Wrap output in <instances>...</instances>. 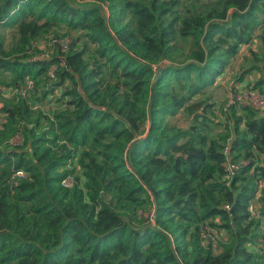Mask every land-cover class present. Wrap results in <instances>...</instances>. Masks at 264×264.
Wrapping results in <instances>:
<instances>
[{"label": "trees", "instance_id": "obj_1", "mask_svg": "<svg viewBox=\"0 0 264 264\" xmlns=\"http://www.w3.org/2000/svg\"><path fill=\"white\" fill-rule=\"evenodd\" d=\"M31 18L71 40L0 55L3 85L31 78L38 102L0 98V264H261L264 115L233 104L217 122L205 95L264 46V0H0L1 25Z\"/></svg>", "mask_w": 264, "mask_h": 264}, {"label": "rangeland", "instance_id": "obj_2", "mask_svg": "<svg viewBox=\"0 0 264 264\" xmlns=\"http://www.w3.org/2000/svg\"><path fill=\"white\" fill-rule=\"evenodd\" d=\"M23 30L30 35V40L26 43L28 49H25V53L20 45L23 42L20 31ZM55 33L60 35L68 34L70 30L59 23H48L45 20L35 18L27 19L22 23L0 24V55L13 58L25 54L32 57V59L46 58L55 51L53 47V41L57 36ZM263 60L264 46L260 41L255 40L252 44L242 45L237 55L231 61L230 66L217 78L216 85L206 92L205 96H207L209 103L213 105L212 110H215L217 114V118L215 119L217 122H224L225 120V115L222 113H227L230 108V105H228L230 94L240 89H252L256 81L261 78V73L256 68L261 66ZM238 85L241 86L239 87L240 89L237 88ZM11 88L5 87L0 81V98L7 99L8 96H11ZM257 90L264 91L262 87H258ZM59 94L60 90L56 91L52 100L43 103L42 106L39 105V107L50 113L55 106V97ZM30 100L37 105L38 102L34 100L33 95L30 96ZM236 107L238 110L240 109L238 106ZM240 113L242 111L239 110L237 114ZM258 114L264 115V109L259 111ZM183 117L184 115H180L171 121L180 123ZM2 118V114L0 113V121ZM218 124L221 125L215 126L213 128L214 131L220 130L223 127L222 123ZM254 206L252 205L251 207L253 208ZM261 227L262 232H264V225ZM223 236L224 232L219 231V238Z\"/></svg>", "mask_w": 264, "mask_h": 264}, {"label": "built area", "instance_id": "obj_3", "mask_svg": "<svg viewBox=\"0 0 264 264\" xmlns=\"http://www.w3.org/2000/svg\"><path fill=\"white\" fill-rule=\"evenodd\" d=\"M70 37L65 35L59 38H56L53 42L58 45L61 51H66L68 44L70 42ZM47 58V57H46ZM55 69V66L51 67L50 74L53 75V71ZM34 90V80L31 78H26L19 86L15 88H11L10 95L15 96L17 98L25 99L31 95V93ZM236 105L239 108H251L256 111H261L264 109V94L256 89H240L235 92H232L230 94L228 105ZM34 108L36 105L33 106ZM226 109V108H225ZM9 144L15 146L20 144L21 142V135L19 133H16L14 136H12L8 140ZM227 148L224 149L225 152H227ZM227 171L229 173L228 177L230 175H233L234 172L238 168V164L229 162L226 164ZM19 176L23 175L22 171H17L16 173ZM75 174H69L65 176L61 180V184L65 187H71L75 183ZM226 209H229V205L224 206ZM218 235V232L211 228L207 230L202 235V243H210L211 245L215 246L216 243V236ZM261 264H264V244H263V250H262V259Z\"/></svg>", "mask_w": 264, "mask_h": 264}, {"label": "crops", "instance_id": "obj_4", "mask_svg": "<svg viewBox=\"0 0 264 264\" xmlns=\"http://www.w3.org/2000/svg\"><path fill=\"white\" fill-rule=\"evenodd\" d=\"M244 83H246V82H244ZM239 84H241V83H239ZM239 87H241V86H237V88H239ZM240 89V88H239ZM252 205H255L253 208L251 207V209H252V213L254 214L255 212H256V209H257V207H258V204H257V202H256V200H253L252 202H251V206ZM261 223H262V225H264V218H262V221H261ZM261 225V226H262ZM262 228V227H261Z\"/></svg>", "mask_w": 264, "mask_h": 264}]
</instances>
